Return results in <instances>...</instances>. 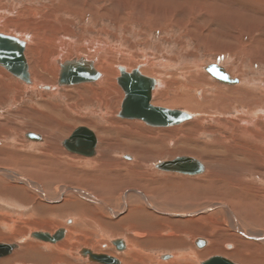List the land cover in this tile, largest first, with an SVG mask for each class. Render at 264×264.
Instances as JSON below:
<instances>
[{"label": "rangeland", "instance_id": "obj_1", "mask_svg": "<svg viewBox=\"0 0 264 264\" xmlns=\"http://www.w3.org/2000/svg\"><path fill=\"white\" fill-rule=\"evenodd\" d=\"M230 5H231V8H230ZM0 6L2 7L0 8L2 12L4 13L2 14L4 15L2 16L4 18L3 23L0 24L1 32H5L9 34L10 33L9 31L17 30L16 33L13 35L19 36L23 32L22 29H26L27 32H29L28 36H31V33H30L31 29L33 30V29L39 28L40 30L46 33V34L44 33L45 36L47 35L51 37L54 34H57L58 37H61L64 34H68V39L72 42H75L76 45L74 47L77 48L76 50H79L78 51L79 54L88 55V51L86 50L87 49L86 47L88 45L83 46L85 42L87 41L93 42V43L98 42L100 46L112 47L113 51L116 50L119 53L124 54L126 52L128 54V51H129V55L133 59L135 60L137 59L136 61L138 63L143 62L145 59L148 58L147 56L150 55L148 58L150 63L167 62V63L173 64L172 67L170 68L165 67L161 71L159 70V67L157 66L158 68H156L157 70L155 72L153 71L151 72V74H147V76H150V78H153V79H158V78L161 79L165 77L164 79L170 80V76H172L173 73L179 75L180 72H182V69L184 68V66L186 67L187 65H191L189 63H193V62H196L198 65L201 66L198 72L195 71L196 73L195 75L197 77L203 79L202 77V74H203L211 82L220 85V87H225V86L233 87V86L238 85L239 79L237 78H239L238 76L240 75L243 80H246V81L248 80L251 82V84H249L250 86L246 87L247 91L249 92L248 95L249 94L251 95V96L249 95V98H248L249 100H243L242 103L241 104L239 103V106H238V109L239 110L242 109L240 111H244V112L249 110V107L247 106V104L251 103L252 102L251 100H254L257 97L260 98L261 95L264 94V88H263L264 86V45H263L264 36H261L259 40V44L255 45L251 50L246 49L247 47L251 46L253 42V39L250 38L251 34L254 38L255 37L257 38L260 35L259 30H264V13L258 10L259 8L257 6H250V4H248L244 0H96V1L95 0H0ZM29 9L32 10L33 12L36 11L37 15L35 14L33 15V12L31 11L28 12ZM8 21H10L11 23L10 22L8 23ZM244 30H249L248 32H250V34L248 33L243 34L242 32ZM237 32H241L240 34H242V35H239V41L236 38L238 37V34H239ZM39 45L43 46L41 42L39 43ZM229 48H232V49L229 50ZM120 49H122V51L124 52L119 51ZM44 53L46 55L40 58V60L38 61V63L40 62L39 63L40 65H39L35 62V60H31L30 58L31 55H29L31 54V49L28 52L26 51V55H27L29 65H30V70L31 71L32 69L35 70V67H36V72L39 78L40 76L44 74L43 75L44 78L42 77L43 79L41 80H46V82H49V81L52 82L54 72L52 73L51 70L54 69V67L51 70L49 68L51 65L50 63L53 59V54L56 55V53L53 50L52 51L44 50ZM65 53H66V57L64 58L66 59L72 58V57L74 58V56H76L73 49H70L69 51H66ZM32 56L34 57V59L36 58L34 55ZM46 56L47 58L50 57V59H47ZM113 57L115 58L114 60H117V62L120 61L117 55L113 54ZM43 59H47V61H49L48 63L50 64V65L47 64V67H49L48 68L49 70L47 72H43L44 71L43 66H42L43 63L41 64ZM118 65L120 64L118 63ZM210 65H217L219 67H222V69L226 70L227 75L231 79L237 80L238 82L229 84V83H222L218 81L213 76L209 75V73H207L205 69L203 71V68L205 66L209 67ZM138 66H139L138 64L135 65V67L131 68V70L136 69ZM129 67L130 65L128 67H125L127 68V71ZM145 68L147 67L145 66ZM1 70L6 73V71H4L3 69ZM146 71L148 70L146 69L145 72ZM162 73H164V76ZM153 74H156V75H153ZM117 77H115V75L113 76L114 88L112 87L113 90L112 88L109 89L111 93V94L109 93L110 97L108 96V100L110 104L107 105V108L111 110L114 107L111 110L112 114L109 115V117L111 119L115 118L117 121H120L121 123L122 121L123 123L124 122L138 123L143 127L145 126L144 128L151 130V127L147 126L140 120L138 121V120H130V119H121V118L116 117L117 113L119 112L120 104L124 98L122 90L116 84ZM1 80L2 79L0 78V81ZM14 80L15 82L17 81L19 82V80H16V79ZM258 84L259 86L262 84L261 85L262 87L261 86L259 87ZM89 85H91L93 88L95 86L94 83H90ZM248 89H251V90L249 91ZM30 91L31 90H27L26 92L23 93V88H22L21 96L19 94L14 95V93H9V95H4V97L1 98L2 102H0V127L2 128V130L0 131V166L5 165V167L7 168L11 166L9 169H12L13 171H16L17 173L22 174L24 177H27V179L32 185L39 184L40 187L45 188L44 190L48 188L50 192L49 194L48 193L47 194L49 196L52 195L50 196L51 198L56 197L61 192L60 190L63 185H69L75 188L84 187L85 190L93 192L94 194L96 193L99 195V193H101V195L105 199L109 198V200L112 199L116 201L118 197H120L121 193L127 187L126 185L123 186L122 184L123 183L128 184L134 181V180H131L132 179L131 175L127 176L130 174L129 167H131L132 165L129 167L123 165V163L122 165H118L120 166L117 168L118 170L121 168L122 169L124 168L123 169L124 173L122 174H124L123 176L125 177V179L121 184H117L116 186H114V188L117 190L111 191L110 189H106L108 188L107 186H109V184H106V186H104L106 190L105 189L101 190V187L103 185H101L100 183H103V181H100V183L97 184L98 182L96 179L87 180L90 182H87L86 180H82L83 179L81 178L82 174L80 175L81 172L78 170V167L76 165H74V168L72 167L71 163L73 162H71V156L68 155L67 152L64 151L62 148H61L62 150H60L62 153L61 156L59 152H55L54 155L52 156L49 155L45 157V156H42L43 153L41 149L43 148H44L43 150L46 149L45 147L46 143L44 142V144H39L37 142L38 143L37 144L36 142H32L31 139L27 138V135L29 134V132H35V131L37 133L40 132V131H37V129H39L41 125L40 123H43V122L45 123V118H42L44 117L42 116V114L47 117L51 116V118L57 121H60V123L62 121V124H61L62 128L59 129L57 127L58 129H56L54 135L52 134L54 136L52 137V139H54L53 143L54 141H56V143L53 144L51 142V145L54 146L55 150L58 148L60 149L61 141L66 139L72 133V130L74 128L81 126V125L85 126L86 124L84 123L89 124L90 122L91 123L93 122V124L95 123L98 126L99 125L102 126L104 124L103 122L106 119L104 120L100 118L98 115H91L90 111L99 110L98 109L99 107L102 109L106 107L104 106V104H101L102 102L100 99H102L103 96H101V94L98 93L97 97L95 98L96 100L94 99L92 101H88L87 103L79 104L80 107H82L83 105V107L86 108L84 109L82 107L81 109L82 111L80 110L79 112L80 114L74 113L71 116H67L68 118H65L66 116L62 115L61 112L55 111L53 113L52 110L48 109V106H45L43 104L46 98L42 100V97L40 96V94H38L36 91H31V92ZM208 93L209 91L207 92V94ZM60 94H65V92L61 91ZM42 95L43 97L46 96L45 94H42ZM235 95L238 96L239 94H235ZM0 96H1V93H0ZM13 98L16 99L15 100L16 102L15 101L13 102L14 100ZM54 98L55 99H53V97L52 98L47 97L46 100H48V102H50L52 105L59 104L62 106L64 104L65 100L63 98H59V97L57 98L54 97ZM98 102L101 104V106H99ZM152 103L157 106L167 107V106L162 105L157 100L156 96H155V99L154 98L152 99ZM227 106L228 105L222 106V108H224L225 110H230L232 113L234 106L233 107L231 106L227 107ZM88 107L91 108V110ZM258 107H259L258 105L257 106L255 105L254 108H251V109L255 110L256 108L258 109ZM260 107L264 108L263 101L262 103H260ZM172 108L180 109V110L186 111L187 113H191V115H193L194 118L191 121H187L186 124L191 125V123H193L194 121L199 120V116L197 114H193L192 113L193 111L190 112L188 110H185V107L183 106H175V107L173 106ZM33 109H36L37 112ZM215 110H216L215 107H210L208 108L207 113L209 114L214 113ZM85 111L86 113H88L87 115H84ZM194 113H197V112H194ZM228 115H230V113ZM79 116L81 117L80 119H82V122L84 123H77L76 121L72 122L73 118H76ZM86 126L89 127L88 125ZM41 127L43 128V126ZM92 127L93 126H91V128ZM202 127L203 129H206L208 128V125L204 123ZM172 128L173 127H171L170 130H173ZM176 128H177V130H175L176 134L175 132H173V135H170L171 133L165 134V136L161 138L162 140L160 139L154 142V144L158 146V149H160L159 151L162 153V155L158 158L154 156L150 157L149 161L145 162L144 170L149 171L151 174L154 172L152 176H150V179L153 183V187L148 188V189H153V193H156V196H154L155 198L153 197V200L155 199L154 200L155 203L159 205H164L167 208H172L173 211H178V210L184 211L182 208H185V207L189 208V210H196L195 207H203V206H206L207 203L212 204L211 201H213V203L215 201L224 202V199L222 197H218L215 195L216 190L213 189V187H208V186L202 187L197 184H187L186 185L185 183H181L179 181L177 182L179 178L172 177V176H175V177H180V178L183 177L184 179H191V178L193 179L199 176H203L205 171H203L202 173L196 176H189V175H183L179 173L178 174L160 173V172H157L158 169H156V171L152 169V165L155 163L158 164L157 162H162V161L168 162L178 157H190L191 158L192 155H189L188 153H185V152L181 153V151H178L176 149L177 146L178 147L179 146L185 147V146L182 145L181 143L179 144L177 140L175 139L179 140L183 134L190 135L189 133L190 131L188 130L191 128H192L191 136L195 138L199 134L198 132L199 129L196 127L194 128L193 125L187 126V127H183V125H181L180 127L176 126ZM152 129L156 130L157 128H152ZM158 129H162V128H158ZM182 129L186 130L185 132H188V133L185 134V132ZM114 130L115 131L113 132L115 136L110 141H112L111 143L115 144V146H119L118 147L119 149H117L118 152L113 155L114 159H117L119 161L121 160L120 155L126 152V151H123V150H126L125 144H127L128 146L133 145L135 147H139V149L141 150V151L139 150L140 153H143L146 147H149L152 149L151 144L147 141L150 139L148 138L149 136L147 137V140L143 139L145 134L142 135V133L144 132H142L140 136V132L136 131V137H133V138H136L137 140L134 141V139H131L132 137H125V136L122 137V135L120 134L121 132L119 130L117 129H114ZM261 132H263L262 136H264V130H262ZM207 137L209 136L206 134L205 135L200 134L195 139H197L199 142H205L210 139V137L209 138ZM259 139L261 142L264 141V137H262V139L261 138ZM140 140L142 142H140ZM162 141H163V144H159ZM169 141H172L173 144L172 143L170 144ZM257 148L259 149V145H257ZM17 149L19 150V152H17L18 151ZM62 151H64L65 153ZM256 151L257 150L252 151V155H251L254 157V160L256 161L255 162L251 161L250 163H248V166L245 168L244 166H239L240 168L238 167L231 168L230 166L232 167L234 166L232 165L233 163H230V161L226 162V160L224 159V160H221L222 162L220 161L218 165L212 164L213 171H216V170L219 172L221 171L222 174L225 173L224 175L227 174L229 177L231 176L233 177V174L234 176L237 174L239 175V173H241V175L246 174L247 176H245V178L247 177L248 180L249 179L253 180L254 183H256V185L258 186L259 185V183H257L258 177L257 179L256 178L254 179L253 177L257 174L258 171L256 172L252 168L253 167L257 168V166L261 165V170L264 169V166L262 165L264 163V145L260 147V151H257V152ZM151 152L153 151L151 150ZM56 153H59V156L56 155ZM146 156H149V154H147ZM192 157L200 161L206 167L205 161L203 159H200L194 156ZM163 159H166V160H163ZM79 160L81 161V163L84 162V160L82 159H79ZM159 160H162V161H159ZM251 163H253L256 167L253 166V164ZM78 164L80 165V162H78ZM147 166H149L151 170H147L148 169ZM214 167H216V169ZM246 169L248 172L246 171ZM159 171H162V170H159ZM260 172L264 173V170ZM165 174L167 175V177H164ZM79 175H80V179H78ZM261 176L262 178L260 179L263 180L264 182V174ZM170 178L172 179L173 182L170 181ZM218 184H221V183L219 182ZM235 187H238L236 188L237 190L235 189ZM183 188L185 189V191ZM242 189L243 187H241L240 184H238V185H235L233 189L230 190V192H232V194L233 193L239 194L240 197H242L246 201L244 203H247L248 205L251 204L252 206L255 207V210L251 212V214L253 213L255 216L248 217L249 225L247 226H249V230L253 228L255 230H258V228L260 227L259 232H262L264 234V222H262L264 221V202H263V206L257 205L256 203L257 201L255 199V196L257 195L253 193L254 190L252 186L250 187L249 190L246 189L244 193L242 192L243 191ZM183 191L189 192V193L186 192V196L190 195L188 196L189 199H186V201H184L186 196H183V193H184ZM218 191H220V188H218ZM163 192L164 193L167 192V194H164ZM213 192H214V195L212 194ZM69 197L72 198L70 195H67V194L64 195V200L61 201V203L59 204L45 203L44 200L38 195V193H35V191H33V189L29 187V185L21 183V182H14L0 174V242L9 243V244L17 243L22 246L24 244L29 246L30 244V245H33V249L31 251H35L36 247L38 246L37 249L38 248L39 249L37 251V254L38 252H41L44 258L47 257V260L42 258V261L44 263L47 262L51 264H62V263L63 264L82 263L83 264L84 262L82 261V259L77 258V252L84 247L92 249L93 251L95 250V251H100L103 253H108V251L110 250L109 252H111V254L113 253L112 255H116L118 258H121L122 254L126 251H124L121 254H117L115 252V249L111 246V244H109L108 241H105V239L101 238L100 235L102 234H97V235L95 234V232L97 231V230L95 231V228L94 230L93 228H91V230H89L90 228L86 230V227H84L83 234L77 233V235H72V237H71V232H69L66 239L62 241L60 244H58V245L64 244L68 239H70V241L67 243L68 248L64 249V251L65 250L67 251H65L64 256L58 260L57 258L54 259L53 257V255H56L55 253L56 251L52 250V248L42 247L41 245L39 246L36 243L35 245L34 241L31 242L27 240L28 236L26 235L36 230H39V231L44 230V231H48L52 233L55 230H59L60 227H67L65 225V221L72 219V218H73L72 225H76V220L78 216H76L75 214L72 216L70 215V217L69 215L63 217L62 215L60 216L59 214H56V213L47 212V210L49 209L61 207L65 203L66 200H70L72 202V200ZM77 201L80 204L85 203L83 201L80 202L78 199ZM88 205L90 206V204ZM87 207L88 206H86V208ZM190 207H193V208H190ZM86 210H89L90 212L93 211V215L94 214L98 215V212L97 210L95 211V208H92V209L87 208ZM240 210L242 211V214H243L242 219H245L246 214H247L244 212L245 208L243 209L240 207ZM214 211L215 212L212 211L209 214L200 216L201 217L200 219L198 217L191 219V220H187V221H184L181 219V221L179 220L178 223L175 222L177 220L170 218L169 216H168L169 218L164 217V219L158 220L157 218L158 215L153 213L152 214L153 219L143 220L144 222H148V223L147 224L143 223L139 225L141 229L145 228L147 232L148 231L155 232V230L158 229V232L160 233V237H161V239L158 238L159 241H161L159 243L160 245L162 241L169 240L167 239V233L171 231L172 232L175 231L176 235L185 239V244H183V247H182L183 249H180V250H177L178 248L172 249L170 247L163 248V247H160V245L159 246L156 245L155 248H152L151 247L152 240L150 239L146 240L147 239L146 238V239L141 240V242H139L142 254L151 256L153 258H158L160 254H164V255L173 254L175 251L178 253L182 251L188 252L189 247L192 248L191 243L193 242L195 238H202V237L206 238L207 236L203 235V233H207L214 227L218 229L221 228L220 229L221 232L225 235L234 234L233 232L234 229H232L228 225L226 218L223 216L225 215L224 211L221 212L219 209H215ZM90 212L89 214L92 213ZM214 213H217V214H214ZM218 213H219V216H218ZM211 214L216 215L217 218L216 216L212 218ZM44 217L46 218L49 217V218L46 219ZM74 218L76 219L74 220ZM98 219L100 220V217ZM73 221H74V224H73ZM105 221L107 220L105 219ZM110 222H114V220H111ZM168 222L169 223L173 222L174 224H171L169 226V224H167ZM160 227L162 229L159 231ZM104 229H107V228L104 226L103 229L100 228V231L105 236L106 230L104 231ZM182 230H185L184 232L185 234L183 235H181ZM92 231L94 232L92 233ZM186 231H188V233H186ZM249 232L251 233V231ZM78 234L81 236H78ZM252 235L254 234L252 233ZM124 239L126 240L125 237ZM206 239L209 240V245H210L211 238L209 237ZM242 239H244L245 242H249L250 245L255 244V245L262 246V251L264 252V247L262 245V242L248 241L250 239L243 238V236H242ZM74 240L75 242H73ZM217 242L218 241H215L214 245L218 246ZM226 243H228V241H223L221 245L226 244ZM206 247L196 248L197 250L196 249L195 250L199 252V251L204 250ZM251 248L252 249H250V252H252V254L254 252L253 255L261 256L262 258L260 257L258 258V260L264 262V253L262 251L260 252L255 251L256 248L254 247H251ZM233 249L232 250L227 249V251L226 249H224L223 251H225L228 254V256H225L224 254H221V255H224V257H227L233 260L236 264H241V262L239 261V259L241 258L240 256L241 254L239 252H237L236 254L237 259L229 256L231 253H229L228 251H233ZM240 250H242V247L238 251ZM212 254L214 255L215 253H212ZM48 255H50V257H48ZM209 257H211V255L204 256L202 257L203 259L201 258L200 259L205 260V259H208ZM135 260L137 261V263L135 264H138V263L139 264H150V261L147 260L145 257H142V258L137 257L135 258ZM131 263H134V262L131 261ZM186 263H188V261ZM194 264H199V262L198 263L195 262Z\"/></svg>", "mask_w": 264, "mask_h": 264}, {"label": "bare ground", "instance_id": "obj_2", "mask_svg": "<svg viewBox=\"0 0 264 264\" xmlns=\"http://www.w3.org/2000/svg\"><path fill=\"white\" fill-rule=\"evenodd\" d=\"M244 1L247 2L248 4H250V6H257L259 8L258 10H260L261 12L264 13V0H244ZM1 8H0V24L3 23V19H4L2 17V16H4V15H2L4 13L2 12ZM230 8H231V5H230ZM29 11L33 12L30 9L28 10V12ZM34 14L37 15L36 11L33 12V15ZM9 22L10 21H8V23ZM2 28H3V26H2ZM252 29H253V27H252ZM22 30H23V32L21 34L19 33L20 34L19 36L13 35L16 33L17 30L9 31L10 32L9 34L0 31V35H5L8 37H11V39H17V40H19L25 44L24 50H23V55L26 59V63L28 66L29 83H25L22 80L16 78L15 76H13V74L8 72L3 66L0 65V67H1L0 68V78L2 79L0 81V93H1L0 102H2L1 98H3L4 95H9V93H14V95L19 94L21 96V89L22 88H23V93L26 92L27 90L36 91L38 94H40V96L42 97V100H44L45 98L47 99V97H49V98L53 97V99H55L54 97L63 98L65 100L64 101L65 105L63 104L62 106L59 104L52 105L46 99L44 100L43 104L45 106H48V109L52 110L53 113L55 111H58V112H61L62 115L66 116L65 118H68L67 116H71L74 113L80 114L79 112L82 109L83 105H82V107H80L79 104H84V103H87L88 101H92L97 97L98 93L101 94V96H103L102 99H100L102 103L100 101L99 102L101 104H104V106H106V107H104V109L99 107L98 108L99 110H93L90 112H91V115H98L100 118H102L104 120L106 119L103 122L104 124L102 126H100V125L98 126L95 123L93 124V122L92 123L90 122L89 124L84 123V122H82V119H80L81 118L80 116L73 118L72 122L76 121L77 123H84V124L88 125L89 127H87L86 125L85 126L81 125V126L74 128L72 130V133L66 139L61 141L60 149L58 148L55 150L54 146L51 145V142L53 143V140H54V139H52V137H54L53 135H54L56 129L62 128L61 127L62 121L60 123V121H57V120L51 118V116L47 117V116L42 114V116H44L42 118H45V123L44 122L40 123L41 124L40 127L43 126V128L39 127V129H37V131H40V132H38L39 134L36 131L35 132H29L31 141L36 142V143L38 142L39 144H44V142L46 143V145H45L46 149L45 150H43L44 148L41 149L42 153H43L42 156H45V157L49 156V155L52 156L55 154V152H59L60 156H61L62 153L60 150L63 149L64 151H66L67 154L71 156V162L75 163V164L71 163L72 167L74 168V165H76L78 167V170L81 172L80 175L82 174V177H81V178H83L82 180L87 181L90 179H92V180L96 179L98 182L97 184H99L100 181H103V183H100L101 185H103L102 187L100 186L101 190L105 189L104 186H106V184H109V186H107L108 188H106V189H110L111 191L117 190L114 188V186H116L117 184H121L125 179V177L123 176L124 174H122V173H124V171H123L124 168L123 169L121 168L119 170L117 169L118 167H120L118 165H122V163H123V165L128 166V167L132 165L131 167H129V169H130L129 173L130 174L127 176L131 175V177H132L131 180H134L131 183H128V184L123 183L122 184L123 186L126 185L127 187L121 193L120 197H118V199L116 201H114L112 199L109 200V198L105 199V198H103L101 193H99V195L96 193L94 194L93 192L85 190L84 187L83 188H81V187L75 188V187H71L69 185H63L61 190H60L61 192L56 197L51 198L50 196H52V195H50V196L48 195L50 192V190H48V188L46 190H44L45 188L40 187L39 184L38 185H32L29 182V180L27 179V177H24L22 174L17 173L16 171H13L12 169H9L11 166L9 168L5 167V165L0 166V174L1 175H3L7 179H10L14 182H21V183L29 185V187H31L33 189V191H35V193H38V195L44 200L45 203L59 204V203H61V201L64 200V195H66V194L70 195L72 198H74V199H72L69 197L72 200V202L70 200H66L65 203L61 207L49 209V210H47V212L56 213V214H59L60 216L62 215L63 217L68 216V215L70 217V215L72 216L75 214L76 216H78L77 220H76V225H72V219H73L72 218V219L65 221V225L67 227H60L59 230H55L52 233L48 232V231H44V230L43 231L36 230V231H33L32 233L26 235V236H28L27 240H29L31 242L34 241V244L36 243L37 245H39V246L41 245L42 247L52 248V250L56 251L55 252L56 255H53V257H54V259L57 258V260H58V259H61V257L64 256L65 251H67V250L64 251V249L68 248L67 243L70 241V239H68L64 244H61V245H58V244H60L62 241H64L66 239L69 232H71V237H72V235H77V233L83 234L84 233L83 232L84 227H86V230L88 228H90L89 230H91V228H93V230H94V228H95V231L97 230L95 232L96 235L102 234V235H100L101 238L105 239V241H108V243L111 244V246L115 249V252L117 254H121L124 251H126V252H124L122 254L121 258H118L116 255H112L113 253L111 254V252H109L110 250L108 251V253H103L100 251H95V250L93 251L92 249L84 247L77 252V258L78 259L81 258L82 261L84 262L83 264H135V263H137V261L135 260V258H137V257H141V258L145 257L147 260L150 261V264H184V262H185V264H194L195 262H197V263L199 262V264H203L207 260H209L210 258H213V257H221V258L227 259V261L230 260L229 262L231 264H236L233 260H231L227 257H224V255L228 256V254L223 250L226 249V251H227V249L232 250L233 248H234L233 251H228L229 253H231L229 256L232 258H236V254H237V252H239L241 254L240 255L241 258L240 259L238 258V259L241 262V264H264V262L258 260V258H260L261 256L253 255L254 252H253V254H252V252H250V249H252L251 247L256 248L255 251L260 252V251H262V246L255 245L253 243H252L253 245H250L249 242H245L244 239H242V236H243V238L250 239L248 241H252V242L253 241H260V242H262V245L264 247V234L262 232H259L260 227L258 228V226H257L258 230H255L254 228L249 230V226H247V225H249L248 224L249 223L248 217L249 216H251V217L255 216L253 213L251 214V212H253L255 210V207L252 206L251 204L248 205L247 203H244L246 201L242 197H240L239 194H234V193L232 194V192H230V190H232L233 187L235 185H238V184H240V186L243 187V189H242L243 191L241 190L243 193L246 189L249 190L250 187L252 186V188L254 190L253 193L255 195H257V196H255V199L257 201L256 202L257 205L263 206V202H264V185L263 184H264V182L260 178H262L261 175H263L264 173H262L260 171H262L264 169L261 170V165L257 166V168H254L253 166H255V165L253 163H251V164H253L252 169L256 172L258 171L257 174L255 176H253L254 179L255 178L257 179V177H258L257 183H259V185L257 186L253 180H250V179L248 180L247 177L245 178V176H247L246 174L241 175V173H239V175L237 174L235 176L233 174V177L231 176L232 177L231 178L227 174L224 175L225 173L222 174L221 171L220 172L217 170L213 171V165H212V164L218 165L221 160L225 159L226 162L230 161V163H233L232 165H234V166L233 167L230 166L231 168H237V167L240 168L239 166H244V168H245L248 166V163H250L251 161H253V162L256 161V160H254V157L251 156L252 151H254V150L260 151V147H262L264 145V141L261 142L259 139V138L262 139V137H264V136H262L263 132H261L262 130H264V110H263L264 108L260 107V103H262V101L264 102V94L263 95L259 94V95H261L260 98L257 97L254 100H251L252 101L251 103L247 104V106L249 107V110H247L245 108L247 111H245V112L240 111L242 109H240V110L238 109L239 103L241 104L243 100H249L248 98H249L250 94L248 95L249 92L247 91L246 87H249L250 86L249 84H251L250 81L243 80L240 75L238 76L239 78H237V79H239V84L237 83L238 85L233 86V87H229V86L224 85L225 87H220V85L211 82L203 74H202L203 79L197 77L195 75L196 74L195 71L198 72L199 68L201 66L198 65L196 62H193V63H189L191 65H187L186 67L184 66V68L182 69V72H180L179 75L173 73L172 76H170V80L164 79L165 77L161 78V79L160 78L153 79V78H150V76H147V74H151V72H153V71L155 72L157 70L156 68H158V67H159L160 71L163 70L165 67L170 68V67H172L173 64H170L167 62L150 63L148 60L150 55L147 56L148 58L145 59L143 62L138 63L136 61L137 59L135 60L129 55L128 50H127L128 54L126 52L124 54L119 53L116 50L113 51L112 47L100 46L98 44V42H96V43L95 42L94 43L88 42V41L85 42V44H83V46L88 45L86 47L87 48L86 50L88 51V55H83V54H79V52H78L79 50H76L77 48L74 47L76 45L75 42H72L68 39V34H64L61 37H58L57 34H54L53 36L50 37L47 35L45 36L44 35L45 32H43L42 30L37 28V29H33V30L31 29V32H30L31 36H28L29 32H27L26 29H22ZM248 31L249 30H244L242 33L243 34L244 33L250 34V32H248ZM259 31H260V35L257 38L256 37L254 38L251 34L250 38L253 39V42H252L251 46L247 47L246 49L251 50L255 45L259 44V40H260L261 36H264V30H259ZM237 33H239V34H238V37H236V38L239 41V35H242V34H240L241 32H237ZM38 42L39 43L41 42L43 44V46L39 45ZM28 47L31 49V54H29V55H31V57L30 56L29 57L31 58V60H35V62L37 64L40 63V62L38 63L40 58L43 57L44 55H46L44 53V50L45 51H52V50L55 51L56 55L53 54V59L50 63L51 65L48 63L49 61H47V59H50V57L47 58V56H46L47 59H43L41 62V64L43 63L42 64L43 69H44L43 72H47L49 69L51 70L54 67V69L51 70L52 73L54 72L52 82H50V81L46 82V80H41L44 78V76H43L44 74L42 76H40V78H39V76L36 72V67H35V70H33V69H32V71L30 70L29 61H28V58L26 55V51L28 52L30 50ZM70 49L74 50L76 56H74V58L73 57L67 58V59L64 58V57H66L65 52L69 51ZM224 49H225V47H224ZM231 49L232 48H229V50H231ZM119 51H122V49H120ZM122 52H124V51H122ZM253 53H254V51H253ZM113 54L118 56V59H120L119 62H117V60H114L115 58L113 57ZM32 55H34L36 58L34 59V57ZM179 59H180V57H179ZM179 59H177V60H179ZM69 62H73V63H69ZM118 63L120 65H118ZM47 64L50 65V68L47 67ZM67 64L68 65L70 64L73 66L79 65V64L80 65L85 64L87 67H90L89 69H87L88 71L92 70V68H93V70H95L99 76L95 81H92V82H84V83H79V84H74V85L73 84H70V85L69 84L68 85H62L61 84V85H59V78L62 75L61 67L65 66ZM137 64L139 66L136 69L131 70V68L135 67V65H137ZM129 65H130V67L127 71V68H125V67H128ZM145 66L147 68H145ZM1 69L6 71V73H8V74L3 72ZM146 69L148 71L145 72ZM204 69L207 73H209V75H211L210 73L213 72L214 76H216L220 79H224V80L217 79L218 81H220L222 83L231 84V83L238 82L237 80L231 79L227 75L226 70L222 69V67H219L217 65H211V67L205 66L203 68V71H204ZM120 70H123L124 72H126L128 74H130L132 71H137L144 78L154 81V85L152 87L153 89L151 90V100H150V105L152 107L162 108V109H167V110H172V111H181V112L185 113V115L190 116V119L182 122L183 124L180 123V124L172 125V126H152L150 124L145 123V121L141 120V119H130V120L142 121L144 124L151 127V130L144 128L145 126L143 127L138 123H132V122H129V123L124 122L123 123V121L121 123L120 121H117L115 118L111 119L109 117V115L112 114L111 110L114 107L111 110L109 108H107V105L110 104L109 100H108V96L110 93L109 89L112 87L114 88L113 76L114 75H115V77L118 76L116 78V82H117V79L121 76ZM111 72H112V74H111ZM164 73H166V72H164ZM164 73H162L163 76H164ZM67 74H68V72L64 73L63 77L66 78ZM153 75H156V74H153ZM166 75H168V74H166ZM198 75H199V73H198ZM226 77H227V79L225 80ZM14 79L19 80V82L18 81L15 82ZM250 79H252V78H250ZM42 81H44V82H42ZM90 83H94L96 87L94 86V88H93L91 85H89ZM116 84H117V86H119L118 82ZM21 86H22V88H21ZM258 86H259V84H258ZM113 88H112V90H113ZM263 88H264V86H263ZM120 89L122 90L124 98H125V93H124L123 89L121 87H120ZM248 90L250 91L251 89H248ZM61 91H64L65 94H60ZM84 91H85V93H84ZM208 91H209V93L207 94ZM42 94H45L46 96L43 97ZM115 94H116V92H115ZM235 94H239V95L236 96ZM112 95H113V93H112ZM155 96H156L157 100L162 105L167 106V107H161V106H157V105L153 104L152 99L153 98L155 99ZM13 99H14L13 100V102H14L16 99L15 98H13ZM99 102H98V104H99V106H101V104ZM122 102H123V100H122ZM122 102H121V104H122ZM121 104H120L119 112L116 115V117H118V118H121L119 116V114L121 112ZM226 105L231 106V107L234 106L232 113L230 110H225L224 108H222V106H226ZM255 105L256 106L258 105L260 108L258 107V109L256 108L255 110L254 109L252 110L251 108H254ZM171 106L172 107L173 106L174 107L175 106H183V107H185V110H188L190 112L193 111L192 112L193 114H197L199 116V120L194 121L193 123H191V125L186 124L187 121H191L194 118L193 115H191V113H187L186 111H183L180 109H173ZM109 107H111V106H109ZM210 107H215L216 110L214 111V113H210V114L207 113L208 108H210ZM84 109H86V108H84ZM89 109L91 110V108H89ZM33 110H35L37 112L36 109H33ZM194 112H197V113H194ZM229 113H230V115H228ZM87 114L88 113H86V111H85L84 115H87ZM42 118H41V120H42ZM121 119H127V118H121ZM83 121H85V120H83ZM88 121H90V120H88ZM105 123H106V125H105ZM204 123H206V125H208V128L203 129L202 126L204 125ZM53 124L54 125L56 124L55 127ZM181 125H183V127L193 125L194 128L195 127L198 128L199 134L198 135L195 134V135H197L195 138H197L200 134L201 135L206 134L210 137V139L208 141L199 142L197 139H195L193 136H191V132H192L191 131L192 128H191L188 130V131H190L189 132L190 135H184L183 134L179 140L175 139V140H177V142L179 144L181 143L182 145L185 146V147H183V146L178 147L177 146L176 149L178 151H181V153L185 152V153H188L189 155H192L194 157H198L200 159H203L205 161L206 167L200 161H198L197 159H194L191 156V158L190 157H178V158H176L172 161H168V162L159 160L162 162H157L158 164H156V163L153 164L152 169L155 171H156V169H158L157 172H160V173H176V174L179 173V174L189 175V176H196V175L202 173L203 171H205L203 176H199V177L193 178V179L192 178L191 179H184L183 177L180 178V177H175V176H172V177L173 178H179L180 180L178 179L177 182L179 181L181 183H185L186 185L187 184H197V185L202 186V187H204V186L213 187V189L216 190L215 195L218 197H222L224 199V202L215 201L216 203L215 202L213 203V201H211L212 204H208L206 202L208 206L206 205L203 207H195L196 210H189V208L185 207V208H182L184 211H179V210L173 211L172 208H167L164 205H159V204L155 203V201H154L155 199L153 200V197L156 196V193H153V189H148V188L153 187V183L150 179V176H152V174L154 172L151 174L149 171L144 170L145 169V162L149 161L150 157L154 156V157L158 158L162 155V153L159 151L160 149H158V146L156 144H154V142L163 138L165 136V134L171 133L170 135H173V132H175V130H177L176 126L180 127ZM91 126H93L95 128H93V127L91 128ZM171 127H173L172 128L173 130H170ZM79 128H86L87 130H89L92 133V135L95 139L94 155L83 156V155L77 154L76 152H71L69 149H67L64 146V142L67 141L71 137V135ZM125 128H127V129H125ZM152 128H157V129L162 128V129H158V130L156 129L155 130ZM163 128H165V129H163ZM114 129L119 130L121 132L120 134L122 135V137L123 136L132 137L131 139H134V141L137 140L136 138H133V137H136V131L140 132V136H141V133L144 132V133H142V135L145 134L143 139L147 140V137L149 136L148 138H150V139L147 141L151 144L152 149L149 147H146L144 149V152L140 153L141 150L139 149V147H135L133 145H130L131 146L130 147L127 144H125L126 150H123V151H126V152L122 153L120 155L121 156V160H120L121 162L117 159H114L113 155L116 154L118 152L117 149H119L118 148L119 146H115V144L111 143L112 141H110L115 136L114 132H113V131H115ZM1 130H2V128L0 127V131ZM183 131L185 132L186 130H183ZM186 133H188V132H185V134ZM193 133H195V132H193ZM175 134H176V132H175ZM209 137H207V138H209ZM140 142H142V141L140 140ZM54 143H56V141H54ZM169 143L173 144L172 141H169ZM159 144H163V141ZM257 145H259V149L257 148ZM151 150L153 152H151ZM64 151H62V152H64ZM17 152H19V150ZM59 153H56V155L59 156ZM147 154H149V156H146ZM151 154H152V156H151ZM110 155H111V157H110ZM111 158H113V159H111ZM79 159L84 160V162L81 163V161ZM185 159L186 160L190 159V161L192 163L194 162V166H196V167L198 166L197 168L190 169L192 171L196 170L197 171L196 173L187 174V173H183L182 171H180V172L177 171L178 166H181L182 164L186 163L184 161ZM163 160H166V159H163ZM178 160H180L178 162L180 164H178V165L172 164L173 162L178 161ZM78 162H80V165L78 164ZM165 163L169 164V166H170V167L168 166L169 170L161 169V166ZM149 164H150V162H149ZM189 165H191V164H189ZM262 165L264 166V163ZM147 167H148V169L146 168L147 170H151V168L149 166H147ZM214 168L216 169V167H214ZM228 169H229V167H228ZM159 170H162V171H159ZM246 171H247V169H246ZM76 174H78V173H76ZM80 175H79L78 179H80ZM85 175L88 177H86ZM240 175H241V177H240ZM164 177H167V175L165 174ZM74 179H75V177H74ZM98 179H100V180H98ZM170 181H172L171 178H170ZM87 182H90V181H87ZM219 182L221 184H218ZM47 187H49V186H47ZM192 187H194V186H192ZM118 188H120V187H118ZM218 188H220V191H218ZM236 188H238V187H235V189ZM162 189H164V188H162ZM238 190H240V189H238ZM184 191H185V189H184ZM167 192L166 193L163 192V193L167 194ZM186 192L189 193L188 191H186ZM186 192L183 193V196H186ZM104 194H106V193H104ZM212 194L214 195V192ZM188 196H190V195H187L185 197L184 201H186V199H189ZM77 199L80 202L83 201L85 203L80 204L77 201ZM88 204H90V206ZM86 206H88L87 207L88 209L89 208L90 209L95 208V211L97 210V212H98L100 220L98 219L99 217L97 214L93 215V211H91L92 212L91 213L89 210H86L87 209ZM240 207L243 209L245 208L244 212L247 213L245 219H242L243 214H242V211L240 210ZM190 208H193V207H190ZM215 209H219L221 212L224 211L225 215H223V214L222 215L226 218L228 225L232 229H234V231L232 230L234 232V234L225 235L221 232V230H220L221 228L218 229V228L214 227L210 231H208L207 233H203V235L207 236L206 238H209V237L211 238L210 239L211 240L210 245H209V240L202 237V238H195L193 240V242L191 243L192 248L191 247H189V249L187 248L188 252L182 251V252L178 253L175 251L173 254H166V255L160 254V256H158V258H153L151 256H147V255L142 254L141 248H140V243H139V242H141V240L146 239V238H147L146 240H148V239L152 240V246H151L152 248H155L156 245L159 246L160 245L159 243L161 242L158 239V238L161 239L160 233L158 232V229H156V228H155L156 230L153 229V230H155V232H149V231L147 232V230L145 228L141 229L139 227V225H141L143 223L144 224L148 223V222H144L143 220L153 219V215H152L153 213L158 215V217L156 216L158 218V220L164 219V217H167V218L170 217V218L177 220L175 222L178 223L179 220L181 221V219L184 221L191 220V219H194L196 217H198L200 219L201 218L200 216L209 214L212 211L215 212L214 211ZM95 211H94V213H95ZM89 212L91 214H89ZM214 214H217V213H214ZM214 214L213 215L211 214L212 218H214L216 216ZM218 216H219V213H218ZM42 217H43V215H42ZM44 218H46V217H44ZM44 218H43V220H44ZM47 218H49V217H47ZM216 218H217V216H216ZM75 219L76 218H74V220ZM103 219H104V221H103ZM105 219L107 221H105ZM111 220H114V222H110ZM201 220H203V219H201ZM262 222H264V221H262ZM73 224H74V221H73ZM167 224H169V226H170L171 224H174V223L168 222ZM104 226L107 228V229H104V231L106 230L105 236L100 231V228L103 229ZM161 229L162 228L160 227L159 231ZM58 231L62 232V238L59 240H57L58 238H55L57 241L56 240L55 241L54 240L53 241H43V240H37L35 238H32L33 233H45V234H48L49 237L53 238L52 235L56 234V232H58ZM249 231H251V233ZM86 232H88V231H86ZM93 232L94 231H92V233ZM184 232H185V230H182L181 235L185 234ZM247 232H249V233H247ZM186 233H188V231H186ZM252 233L254 235H252ZM238 235H240L241 237ZM78 236H81V235L78 234ZM124 237L126 238V240L124 239ZM167 239H169V240L163 239L165 241H162L160 247H163V248L170 247L172 249L178 248L177 250L183 249L182 247H183V244H185V239L176 235L175 231H173V232L171 231V232L167 233ZM191 241H189V242H191ZM215 241H218L217 242L218 246L214 245ZM223 241H228V243L221 245ZM73 242H75V240ZM231 242H233L234 244ZM42 243H44V244H42ZM52 245H54V246H52ZM207 245L209 246V248ZM1 246H8L10 248V251L8 253H5V254H4V252H2V253L0 252V264H16V263L17 264H51V263H47V262L44 263L42 261V258L47 260V257L44 258L41 252H38V254H37V251L39 249V248L37 249L38 246L36 247L37 250L35 249V251H31L33 249V245H30V244H29V246H27L25 244L22 246V245H19L17 243H10L9 244V243H4V242L1 243L0 242V247ZM86 247H88V246H86ZM185 247H187V246H185ZM201 247L202 248L206 247V248L202 251L197 252L196 248H201ZM241 247H242V250L238 251ZM90 248H92V247H90ZM106 250H108V249H106ZM212 253H215V254L213 255ZM221 254H224V255H221ZM92 255H98L102 258V260H100V261L92 260V259H90V257ZM207 255H211V257H209L208 259H205V260H201V259H203L202 257L207 256ZM48 257H50V255H48ZM111 259L114 262L110 261ZM59 261H61V260H59ZM131 261L134 263H131ZM187 261H188V263H186ZM80 264H82V263H80Z\"/></svg>", "mask_w": 264, "mask_h": 264}, {"label": "water", "instance_id": "obj_3", "mask_svg": "<svg viewBox=\"0 0 264 264\" xmlns=\"http://www.w3.org/2000/svg\"><path fill=\"white\" fill-rule=\"evenodd\" d=\"M25 44L17 39H11V37L0 35V65L3 66L8 72L13 74L16 78L22 80L25 83H29L28 66L26 59L23 55ZM73 63V62H69ZM77 66V67H76ZM211 67V65H210ZM90 67L84 65H65L61 67L62 75L59 78V85L79 84L84 82H92L98 78V74L95 70L88 71ZM214 69V68H213ZM68 72L66 78L63 74ZM121 76L117 79L119 86L125 93V98L121 104V112L119 116L127 119H141L145 123L152 126H172L180 124L190 119V116L185 115L181 111H172L162 108L152 107L150 105L151 90L153 89L154 81L149 80L141 76L137 71H132L130 74L120 70ZM214 78L220 79L214 76L213 72L210 73ZM227 77L225 78V80ZM224 80V79H220ZM30 138V134L27 135ZM64 146L71 152L83 156L94 155L95 139L92 133L86 128L77 129L71 137L64 142ZM180 160L173 162L178 163ZM186 163L178 166L177 171H182L187 174H194L197 171L190 169L197 168L189 160H184ZM186 164V165H185ZM191 164V165H189ZM169 164L165 163L161 166L163 170H169ZM160 168V167H159ZM49 237L45 233H33L32 238L43 241H55L62 238V232L58 231ZM56 240V241H57ZM10 248L8 246H1L0 252L8 253ZM92 257V258H91ZM90 259L100 261L102 258L98 255H92ZM110 261H113L112 259ZM109 261V262H110ZM114 262V261H113ZM203 264H231L224 258L213 257L207 260Z\"/></svg>", "mask_w": 264, "mask_h": 264}]
</instances>
